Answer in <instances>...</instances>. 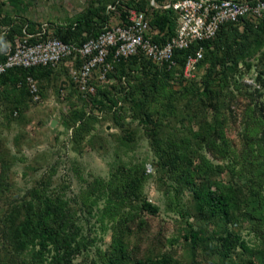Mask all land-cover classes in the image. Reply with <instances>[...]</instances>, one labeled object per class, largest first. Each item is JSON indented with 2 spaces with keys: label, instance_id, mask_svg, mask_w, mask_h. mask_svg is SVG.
I'll return each mask as SVG.
<instances>
[{
  "label": "trees",
  "instance_id": "1",
  "mask_svg": "<svg viewBox=\"0 0 264 264\" xmlns=\"http://www.w3.org/2000/svg\"><path fill=\"white\" fill-rule=\"evenodd\" d=\"M148 1L100 0L96 3L95 0H90L89 7L80 13L74 22L57 26L51 33L46 26L35 27L33 22L23 17L16 20L8 13L1 15L5 2L0 0V26L4 25L2 27L5 28L0 30L2 42H12L13 46L18 35V38H21L25 33L36 34L42 32L45 27L47 30L42 38L51 36L64 42L80 44L96 37L103 26L112 21L115 12L119 13L120 19L126 21L124 13L128 8L145 11ZM110 4L115 6V11L108 10ZM151 24L162 32L160 39L157 36L154 39L163 42L175 34L176 14L170 9L154 12ZM241 26L240 29L239 24L227 22L214 37L201 43L204 54L198 66L204 65L205 73L201 80L188 82L181 91L170 94L167 79L174 73L183 71L187 56L194 53L197 44H192L187 49L175 50V65L170 67L165 63L156 65L143 55L120 59L116 63V71L120 73L119 80L122 85L128 84V87L123 89V95L110 96L105 92L109 106L102 100L93 98L101 105L102 112H105L102 119H109L111 124L124 131L122 139L133 142L139 130L148 138L150 145L159 155L155 167L160 188L165 187V192L173 189L176 203L184 202V193L189 191L188 208L181 213L194 217V223H188L189 232L184 235L189 252L186 264H264V240L251 248L232 226L241 225L245 212L242 206H250L255 211V216H260L262 213L259 211H264L262 204L258 207L253 204L257 196L256 180L259 183V174L264 168V19L246 18ZM35 39L39 38L33 37L30 40ZM257 53V80L263 90L248 93L250 99L260 98L257 100L259 104L242 116V122L246 125L242 134L245 156L243 160L249 164V175L240 177L234 168H230V182H220L217 175L221 174L226 166L207 158L206 152L209 151L218 160H233L230 157L231 143L223 127L234 117L226 112L236 100L234 87L247 91L246 87L238 83L237 75L250 70L251 63L248 59ZM4 59L5 54H0V62ZM68 63L70 67L78 68L80 58L69 56L54 66L37 65L7 69L0 74V106L11 111L10 113L14 110H20V114L25 112L27 98L31 96L27 77L38 82L42 80L39 85L40 89H43V82L49 80L59 66H62L60 71L64 75L59 84L60 88L62 84L71 86L72 79L66 69ZM118 99L122 102L120 106H117ZM155 103L162 109L161 116L156 113L158 108L154 111L152 109ZM124 106L128 107L131 116L128 125L117 116L119 112L121 114L124 111ZM108 114L110 116L107 118ZM178 115L189 121L192 118H196L197 122L202 121L192 143L187 138L177 137L178 134H174L173 138L165 137L163 120ZM63 121L66 130H72L71 140L74 146L89 144L94 147L95 141H91L88 136L93 124L100 122L97 116L94 117L80 109L76 113L65 115ZM93 137L94 135L91 138ZM89 140L90 143H86ZM4 152L7 151L2 150L1 153ZM195 161H198V164L191 173ZM7 162L3 160L4 164L0 170V198L3 193L2 181L10 164ZM136 173L135 176L134 171L130 169L125 174L122 171V175L112 177L108 183L112 197L122 199L126 195L129 200L138 199L141 210L155 214L158 207L138 194L142 182L146 179L145 168ZM49 180V175L41 177L33 187L27 189L20 200H9L0 207V264H72L74 256L80 251V240L77 239L79 228L71 215L73 208L65 206L61 195L55 193L54 189L51 191L53 196L46 194ZM171 180L175 181L176 185L170 183ZM92 191H95V188H92L89 194ZM125 244V237L123 241H117L114 247L118 246L122 253L111 252L104 264H182L181 260L167 253L131 260L125 257ZM25 253L27 255H24Z\"/></svg>",
  "mask_w": 264,
  "mask_h": 264
},
{
  "label": "rangeland",
  "instance_id": "2",
  "mask_svg": "<svg viewBox=\"0 0 264 264\" xmlns=\"http://www.w3.org/2000/svg\"><path fill=\"white\" fill-rule=\"evenodd\" d=\"M2 1L5 4L1 15L8 13L16 20L18 17H23L33 22L35 27L46 26L51 33L57 26H66L74 22L90 3V0ZM95 1L97 3L100 0ZM112 21L115 22L116 18L113 17ZM2 26L4 25L0 26L1 31L5 29ZM1 36L0 34V54H4L12 42L4 44ZM258 56L259 53L248 59L251 63L249 71L237 75L238 83L246 87L247 91L234 87L236 100L226 112L234 117L223 127L231 143L230 157L233 160L229 158L218 160L209 151L206 152L207 158L226 166L225 170L217 175L220 182H230V168H234L240 177L249 175L247 173L249 164L243 160L245 156L242 134L246 125L242 122V116L259 104L260 98L250 99L248 93L263 90L257 80ZM117 66L114 64L105 81H99L97 74H94L95 89L89 93L79 91L75 86L69 63L66 69L72 79L71 86L62 84L60 88L59 84L64 79V75L60 71L62 66H59L54 75L43 82V89H40L39 85L42 80L38 82L35 79L37 90L35 93L30 91L31 96L27 98L25 112L20 114V110H14L15 112L10 113L11 111L4 110L3 106H0V153L2 150L7 151L0 154V170L4 164H2L3 160H7V164L10 163L2 181L0 207L2 208V205L9 200H20L38 179L49 175L46 194L53 196L51 191L54 189L55 193L61 195L65 206H72V219L79 228L77 239L80 240L81 249L74 256L72 264H104L111 252L122 253L118 246H114L117 241H123L124 237L126 244L123 249L126 258L136 260L144 259L149 255L167 253L181 260L182 264H186L189 252L184 235L189 232L188 223H194V217L181 213L188 208L189 191L186 190L184 193V202L176 203L173 189L165 192V187L160 188L156 180L155 167L159 155L152 148L145 134L139 130L133 142L127 141L126 138L122 139L124 131L120 130L119 126L111 124L109 119H102L105 112H102L101 105L93 100L95 97L109 106L105 92L110 96L123 95V89L128 87V84L122 85L119 80L120 73L116 71ZM205 69L204 65L198 66L197 73L190 78H186L183 71L168 77L167 89L170 94L177 90L181 91L188 82L201 80ZM120 104L122 105L121 99H118L117 106ZM124 108V111L121 114L119 112L117 116L128 125L131 116L128 107L124 106ZM156 108L159 109L156 113L161 116L162 109L157 103L153 105V111ZM80 109L100 119V122L93 124L88 136L91 141H95L93 148L89 144L74 146L71 140L72 130H66L64 126L63 117ZM109 116L108 114L107 118ZM53 119L56 122L52 127L50 124ZM133 123L136 124L135 121ZM163 123L165 137L173 138L174 134H178L177 137L187 138L192 143L202 121L197 122L196 118L189 121L178 115L171 119L166 118ZM91 135L94 137L91 138ZM90 140L86 143H90ZM197 164L198 161H195L191 173ZM142 168H145L146 179L142 182L138 194L158 207L155 214L141 210L138 199L129 200L126 195L122 199H114L108 184L112 177L122 175V171L125 174L132 169L136 176V171ZM263 169L259 174V183L256 180L257 196L253 204L256 207L262 204L264 209ZM170 183L176 185L173 180ZM92 188H95V191L89 194ZM242 207L245 208L243 211L246 214L244 212L241 225L232 226L251 248H254L264 240V211H259L262 214L255 216L256 213L250 206Z\"/></svg>",
  "mask_w": 264,
  "mask_h": 264
},
{
  "label": "built area",
  "instance_id": "3",
  "mask_svg": "<svg viewBox=\"0 0 264 264\" xmlns=\"http://www.w3.org/2000/svg\"><path fill=\"white\" fill-rule=\"evenodd\" d=\"M115 9L112 4L108 6V10ZM169 9L176 14L175 34L163 42L157 41L155 36L160 39L162 32L151 24V18L154 12ZM124 14L126 21L115 12V22L106 23L96 37L80 44L51 36L42 38L47 30L45 27L36 34L25 33L5 51V59L0 62V74L13 67L54 66L69 56L79 57V67H71L70 72L79 91L89 93L95 89L94 74L101 82L107 80L108 73L120 59L143 55L156 65L165 63L170 67L175 65V50L197 44L183 67V75L190 78L197 73L203 58L201 43L214 37L227 22L239 24L241 28L246 18L264 19V0H149L145 11L128 8ZM33 37L39 39L31 41ZM27 81L31 92L35 93V80L27 77Z\"/></svg>",
  "mask_w": 264,
  "mask_h": 264
},
{
  "label": "water",
  "instance_id": "4",
  "mask_svg": "<svg viewBox=\"0 0 264 264\" xmlns=\"http://www.w3.org/2000/svg\"><path fill=\"white\" fill-rule=\"evenodd\" d=\"M55 122H56V120L55 119H53L52 121H51V126L53 127L54 125H55Z\"/></svg>",
  "mask_w": 264,
  "mask_h": 264
},
{
  "label": "crops",
  "instance_id": "5",
  "mask_svg": "<svg viewBox=\"0 0 264 264\" xmlns=\"http://www.w3.org/2000/svg\"><path fill=\"white\" fill-rule=\"evenodd\" d=\"M1 48V47H0Z\"/></svg>",
  "mask_w": 264,
  "mask_h": 264
}]
</instances>
